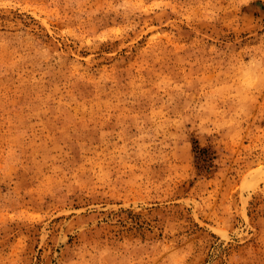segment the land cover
<instances>
[{"label":"rangeland","instance_id":"1","mask_svg":"<svg viewBox=\"0 0 264 264\" xmlns=\"http://www.w3.org/2000/svg\"><path fill=\"white\" fill-rule=\"evenodd\" d=\"M0 264H264V0H0Z\"/></svg>","mask_w":264,"mask_h":264}]
</instances>
